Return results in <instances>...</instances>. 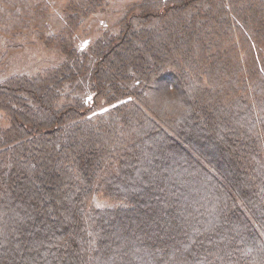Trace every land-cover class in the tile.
<instances>
[{"label": "trees", "instance_id": "16d2710c", "mask_svg": "<svg viewBox=\"0 0 264 264\" xmlns=\"http://www.w3.org/2000/svg\"><path fill=\"white\" fill-rule=\"evenodd\" d=\"M105 5L0 79V264H264V0H138L80 48Z\"/></svg>", "mask_w": 264, "mask_h": 264}, {"label": "rangeland", "instance_id": "374dc122", "mask_svg": "<svg viewBox=\"0 0 264 264\" xmlns=\"http://www.w3.org/2000/svg\"><path fill=\"white\" fill-rule=\"evenodd\" d=\"M65 1L0 0V79L17 72L32 74L61 60L58 51L52 47H46L43 41L48 35H52L61 28L63 23L61 6ZM135 1L138 0H106L103 9L90 16L82 24L78 34V46L86 48L102 32L114 28L126 7ZM35 6L37 8L42 7V11L35 13ZM0 123L5 124L1 112ZM92 202L96 207L111 204V200L102 198H95ZM182 213V210H172V212L165 214L166 221L172 222V219H170L171 214L172 217L175 214L177 218H181ZM155 224L158 229L164 230L165 226L158 225L157 221ZM141 228L142 232L140 234L139 231V236L142 238V235L147 233L148 237L151 238V229L146 227L147 230H145L143 226ZM155 238L158 240L155 243H158L163 253L173 249L169 242L170 239L167 240L165 236L159 234ZM159 240L162 242L161 244ZM175 249L172 250V259L180 262L176 264H186V261H182L183 258H178L179 254ZM159 264L168 263L164 260Z\"/></svg>", "mask_w": 264, "mask_h": 264}]
</instances>
